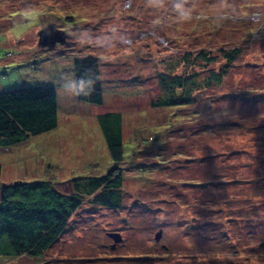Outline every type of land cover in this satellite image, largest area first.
Listing matches in <instances>:
<instances>
[{
    "label": "rangeland",
    "instance_id": "rangeland-1",
    "mask_svg": "<svg viewBox=\"0 0 264 264\" xmlns=\"http://www.w3.org/2000/svg\"><path fill=\"white\" fill-rule=\"evenodd\" d=\"M52 25L65 42L40 47ZM87 56L102 105L77 97L74 59ZM172 71L196 74L205 92L153 108ZM45 86L58 126L0 148V196L2 185L70 194L76 179L106 177L115 165L99 116L120 113L121 203L85 196L42 256L0 264H264V0H0V94Z\"/></svg>",
    "mask_w": 264,
    "mask_h": 264
},
{
    "label": "trees",
    "instance_id": "trees-1",
    "mask_svg": "<svg viewBox=\"0 0 264 264\" xmlns=\"http://www.w3.org/2000/svg\"><path fill=\"white\" fill-rule=\"evenodd\" d=\"M73 21V17L68 18ZM238 51L226 55L233 63ZM199 59L206 58L199 53ZM198 59V58H197ZM100 66L93 56L74 59V75L79 101L102 105ZM221 75V74H220ZM162 96L152 101L153 108L182 107L196 103L195 96L205 92L197 84V75L176 72L158 76ZM218 81V79H215ZM220 82V81H219ZM209 86V83L204 85ZM195 94V96L192 95ZM199 98V97H198ZM57 93L53 87H30L0 94V148H11L32 136L48 133L58 126ZM108 151L115 165L106 177L76 179L73 192H56L47 182L2 185L0 196V257L27 256L37 258L48 251L67 227L72 215L87 196L91 203L117 209L121 199L119 188L123 172L116 165L124 162L120 113L99 116ZM0 162V181L2 177ZM99 192L95 196V194Z\"/></svg>",
    "mask_w": 264,
    "mask_h": 264
},
{
    "label": "water",
    "instance_id": "water-1",
    "mask_svg": "<svg viewBox=\"0 0 264 264\" xmlns=\"http://www.w3.org/2000/svg\"><path fill=\"white\" fill-rule=\"evenodd\" d=\"M66 39L65 31L57 29L56 25L45 27L39 33V46L43 48H53L57 44L64 43ZM162 236V231L156 234V241L159 242ZM110 237L114 240L115 245L122 241L120 234H111ZM115 245L112 248H115Z\"/></svg>",
    "mask_w": 264,
    "mask_h": 264
}]
</instances>
